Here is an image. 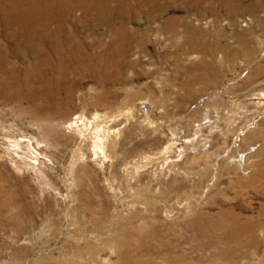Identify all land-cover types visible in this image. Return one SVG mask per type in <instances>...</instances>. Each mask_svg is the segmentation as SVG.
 I'll use <instances>...</instances> for the list:
<instances>
[{
  "label": "rangeland",
  "instance_id": "1",
  "mask_svg": "<svg viewBox=\"0 0 264 264\" xmlns=\"http://www.w3.org/2000/svg\"><path fill=\"white\" fill-rule=\"evenodd\" d=\"M69 2L16 5L93 60L72 130L0 96V264H264V0Z\"/></svg>",
  "mask_w": 264,
  "mask_h": 264
},
{
  "label": "bare ground",
  "instance_id": "2",
  "mask_svg": "<svg viewBox=\"0 0 264 264\" xmlns=\"http://www.w3.org/2000/svg\"><path fill=\"white\" fill-rule=\"evenodd\" d=\"M6 1H10L12 6L9 7L13 9H10L7 15H2L3 12L0 14V96L16 100L17 103L28 102L34 109L33 116L49 123H57L56 119L62 114L63 108H71L73 105L75 91L80 85L72 81V76H79L80 63L91 64L92 56L89 54L84 56L86 48L80 41L73 42L67 47L61 41L60 34L64 33L61 25L56 29L46 24L33 26L30 24L32 14L17 9L16 5L19 4L17 2L21 0ZM50 1L53 3L61 1L64 5H70V0ZM73 4L71 3V9ZM60 12L61 10H58L43 17L46 20L50 19L52 23L62 17V20H65L68 13L62 15ZM108 55L105 54V60L102 62L107 64ZM16 59L22 66L17 65ZM67 118H70L67 122L57 124L61 127L67 126L70 130L80 124V116L75 119H71L70 116ZM7 201L9 203L11 200ZM122 247L127 248L128 244L123 243ZM163 260V264H190L186 263L182 255H169ZM120 264L157 262L153 256L145 259L142 256L125 253Z\"/></svg>",
  "mask_w": 264,
  "mask_h": 264
}]
</instances>
